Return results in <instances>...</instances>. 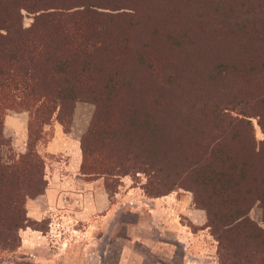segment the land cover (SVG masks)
Wrapping results in <instances>:
<instances>
[{
    "label": "trees",
    "instance_id": "trees-1",
    "mask_svg": "<svg viewBox=\"0 0 264 264\" xmlns=\"http://www.w3.org/2000/svg\"><path fill=\"white\" fill-rule=\"evenodd\" d=\"M82 1L91 0H0V95L10 97L0 96V249L17 248L20 228L37 229L39 220L26 215V200L46 186L38 144L50 138L43 128L52 115L67 132L77 99L94 104L78 138L81 175L143 172L146 197L182 185L191 191L193 207L204 210L219 245L238 226L255 229L247 211L255 200L264 211V0L222 1L220 22L227 30L215 46L205 47L203 55L213 53L214 60L209 68L201 62L202 71L191 73L199 75L196 80L171 84L129 76L121 89L111 77L102 93L88 88L89 44L58 11ZM22 9L37 12L26 28L21 27ZM42 60L49 63L46 70L37 66ZM49 72L59 81L51 84ZM226 78L229 93L220 87ZM206 82L204 92L195 91ZM118 91L127 92V98L117 97ZM22 101L27 103L26 137L23 151L15 153L3 135L1 114ZM243 116H257L263 132L258 143ZM3 146L8 161L2 159ZM164 182L175 183L163 191Z\"/></svg>",
    "mask_w": 264,
    "mask_h": 264
},
{
    "label": "rangeland",
    "instance_id": "rangeland-1",
    "mask_svg": "<svg viewBox=\"0 0 264 264\" xmlns=\"http://www.w3.org/2000/svg\"><path fill=\"white\" fill-rule=\"evenodd\" d=\"M222 1L91 0L88 3L82 1L80 5L67 9L61 8L58 11L63 16L66 15L67 20L70 19L74 22L76 32H80L82 40L89 44L90 51L86 61L91 68V73L86 78L89 83L88 88L92 91L96 89L102 93L101 86H104L107 78L111 77L117 78L121 89L125 88L129 76L134 77L130 79L137 80L139 75H143L147 79L160 83L164 80L171 84L196 80L195 78L199 75L191 73L202 71L203 64L201 62L207 64L209 68L214 60L213 53L208 57L203 55L205 47L215 46L221 40L219 35L227 30H224L225 24L220 22ZM49 10L52 11V9ZM36 13L22 9L20 11L21 27H28ZM38 26L43 27L42 25ZM42 58H44V54ZM177 58L182 59L177 60ZM186 61H190V64L194 65L192 70L186 68L184 65ZM48 64L42 60L39 64L37 63V66L46 70ZM111 69L115 72L110 71ZM49 73L51 77L47 80L51 81V84L54 80L59 81V76H54L52 72ZM72 75L75 76L74 73L71 74V77ZM124 78H126L125 81ZM206 86H208L207 82L200 83L195 91L204 92ZM228 86L229 80L226 78L220 84V87L224 88V93L231 91ZM118 93L120 95L117 97L127 98L125 96L128 95L127 92L118 91ZM109 95H112V92ZM0 96L10 100V97L4 92ZM26 105V101H22L21 104H14L13 107L2 109V131L3 122L9 116L20 118L24 122L22 133L6 135L7 127L3 131L11 150L15 153L22 152L24 149L28 116ZM93 108L94 104L90 100L77 99L73 101L69 121L66 119V111L62 114V119L68 122L67 131L71 125L75 131L81 128L85 129ZM228 112L235 115V111L228 110ZM243 118L248 120L255 142L261 141L263 132L258 125L257 116H243ZM55 123L61 125L52 115L49 123L43 128L45 137L51 135L52 126ZM61 128L63 129V125ZM72 134L75 135V132ZM46 142L38 144V150L43 157V177L47 184L45 175L49 174V161L62 157L69 158L76 151L80 162L81 150L79 140L70 137L65 144L64 151L49 154L43 150ZM136 142L140 143L139 136L136 138ZM1 152L3 161H8L9 151L5 146L2 147ZM79 178L85 183H91L93 189H100L107 195L106 217L93 222L92 231L88 230L85 233L88 235H83V231L86 229L85 220L80 219L71 224L68 219H63L57 211H50L35 225L42 234H46L45 238H78L76 243H80L83 238H102L101 243H98L97 246L104 251L103 264H119L120 261H124L126 264L129 262L134 264L140 262L141 264L146 261L143 254L145 248L142 244L137 241L127 244L119 238H168L171 241L170 247L165 250L161 249L163 257H160L162 263L165 264H180V256L185 250L202 252L218 264L221 262L264 264V211L257 200L247 211V217L255 224L256 228L238 226L231 237L226 238L228 240L219 245L210 233L209 227L206 226L203 209L198 208L203 213V220L198 224L192 223L187 215L179 210H173L163 217H161L162 214H157L152 210L150 213V209L143 205V201L141 202L143 199L141 195L144 193L142 186L146 182V175L143 172H128L122 175L88 174L81 175ZM77 182L78 187L82 190L84 184L80 180ZM174 183L164 182L160 188L163 191L168 190L166 188ZM170 194L180 201V205L194 206L191 191L182 185L175 184L171 190L162 195ZM71 197L70 195L63 196L62 204L66 205L68 198L71 199ZM92 199L94 203L98 202L95 194ZM28 200L26 201L28 202ZM164 219L167 220L164 221ZM51 221H54L55 224H50ZM154 224L162 226L166 224L169 226V230L164 227L167 232L160 231ZM71 225L77 231H73ZM20 230L21 228L18 230V235ZM176 238L182 239L180 241ZM184 238L188 239V245H185L186 239ZM195 238H197L198 245L191 247ZM190 239L192 241H189ZM82 246L75 244L73 250L68 252L69 257H74L72 261L67 258L68 264H76V258L82 254ZM123 246L128 249V255H125L126 259L120 260L118 251ZM14 251L8 252L0 249V264L5 261L10 262L9 264H19L13 256Z\"/></svg>",
    "mask_w": 264,
    "mask_h": 264
},
{
    "label": "crops",
    "instance_id": "crops-1",
    "mask_svg": "<svg viewBox=\"0 0 264 264\" xmlns=\"http://www.w3.org/2000/svg\"><path fill=\"white\" fill-rule=\"evenodd\" d=\"M23 123L22 119L9 116L5 118L3 122V131H5L4 128L6 129L7 127V131H5L6 135L22 133ZM83 130L84 128L75 131L71 125L68 131L64 132L61 125L55 123L52 126L50 138L45 143L43 150L49 154L64 151L68 139L73 137L78 140ZM73 131L75 135L72 134L74 133ZM74 154L69 158L62 157L61 159L58 158L49 161L51 167H48L49 174L45 175L47 179L45 189L43 193L28 200L26 204V215L30 219L38 221L46 213L54 210L57 211L63 219H68L71 224L82 219L86 222V229L83 231V235H88L85 233H87L88 230H90V232L92 231L93 224L107 215L105 211L107 208V195L100 189H93L91 183H85L79 178L81 176L78 172L79 155L76 151ZM77 180H80L84 184L82 190L78 187ZM126 193H128V191H126ZM93 194L97 197L98 202L96 203L93 202ZM69 195L72 196L71 199L68 198L66 205H63L61 202L62 197ZM141 197H143L141 202L143 201V205H146L147 208L150 209V213L152 210V212L162 214L161 217H163L173 210H179V212L182 211V213L187 215L188 219L194 224H198L203 220V213L200 209L189 206L188 204L180 205V201L175 198V196L173 198L171 194L158 197H146L141 195ZM166 220L164 219V221ZM73 225H71L72 230L77 231V229L72 227ZM154 225L158 226V230L160 231L167 232L164 230V227L169 230V226L166 224L163 226L161 224ZM45 236L46 234H42L37 229H31L29 227L21 229L19 231V244L13 254L15 260L19 262V264H68L67 258H70L71 261L74 260V257H69L68 252L73 250L75 244H79V246L83 245L82 254L80 257L76 258V264H103L102 259L104 251L97 246L98 243H101L102 238H83L80 243H76L78 238H45ZM119 239L124 240L127 244L137 241L139 244L143 245L145 248L143 254L146 257V261L143 263L141 262V264H165L162 263L163 261L160 260V257H163L161 249L165 250L170 247L171 241L168 240V238ZM176 239L181 241L182 238ZM184 239H186L185 245H188V239ZM191 239L189 241H192ZM193 241L194 242L190 245L191 247L198 245L197 238ZM96 246L98 247L97 250L95 249ZM118 252L120 260L126 259L128 249H126L125 246ZM180 262V264H218L204 253H197V251L190 250H185V252L181 254ZM9 263L5 261L3 264ZM119 264L126 263L120 261ZM128 264L134 263L129 262Z\"/></svg>",
    "mask_w": 264,
    "mask_h": 264
},
{
    "label": "built area",
    "instance_id": "built-area-1",
    "mask_svg": "<svg viewBox=\"0 0 264 264\" xmlns=\"http://www.w3.org/2000/svg\"><path fill=\"white\" fill-rule=\"evenodd\" d=\"M50 224H55L54 221H51Z\"/></svg>",
    "mask_w": 264,
    "mask_h": 264
}]
</instances>
